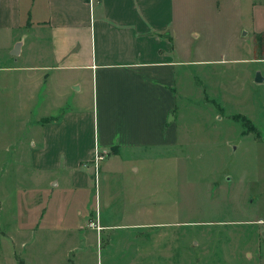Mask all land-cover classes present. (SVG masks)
Returning a JSON list of instances; mask_svg holds the SVG:
<instances>
[{"label": "rangeland", "instance_id": "obj_1", "mask_svg": "<svg viewBox=\"0 0 264 264\" xmlns=\"http://www.w3.org/2000/svg\"><path fill=\"white\" fill-rule=\"evenodd\" d=\"M174 4L175 32L180 43L189 44L188 61L211 60L190 66L188 73L210 97L189 92L176 121L192 143L105 158L89 167L91 191L84 199L65 196L63 204L95 210L94 178L156 176L142 201L150 210L112 211L102 202L100 213L57 216L55 203L47 204L61 194L39 195L27 160L2 153L0 264H264V236L254 238L260 225L245 223L264 217V0ZM5 45L0 39V64L15 65ZM17 118L0 120V126L7 123L0 132L9 133L1 145L19 137ZM41 206L46 208L39 218ZM148 222L161 225L129 227Z\"/></svg>", "mask_w": 264, "mask_h": 264}, {"label": "crops", "instance_id": "obj_2", "mask_svg": "<svg viewBox=\"0 0 264 264\" xmlns=\"http://www.w3.org/2000/svg\"><path fill=\"white\" fill-rule=\"evenodd\" d=\"M175 15L174 0H0V39L6 41L1 47L15 62L0 64V120L22 121L13 144L0 142V154L27 160L39 195L61 194L47 204L55 203L57 216L100 213L102 202L112 211L150 210L142 201L156 176L94 178L95 210L79 203L68 210L63 204L65 196L82 201L91 191L88 169L95 153L103 162L121 152L130 157L192 143L180 135L176 121L189 92L210 97L203 82L191 81L188 73L190 66L205 67L211 60L188 61L189 44L177 37ZM16 45L18 53L11 55ZM8 135L0 132V138ZM3 205L0 201V211ZM41 207L39 218L46 208ZM245 223L260 225L255 239L264 236V217Z\"/></svg>", "mask_w": 264, "mask_h": 264}, {"label": "built area", "instance_id": "obj_3", "mask_svg": "<svg viewBox=\"0 0 264 264\" xmlns=\"http://www.w3.org/2000/svg\"><path fill=\"white\" fill-rule=\"evenodd\" d=\"M88 2H95V3H98V0H87ZM93 166H94V169L98 166V164L103 160V155L100 154V153H95L94 154V157H93Z\"/></svg>", "mask_w": 264, "mask_h": 264}, {"label": "water", "instance_id": "obj_4", "mask_svg": "<svg viewBox=\"0 0 264 264\" xmlns=\"http://www.w3.org/2000/svg\"><path fill=\"white\" fill-rule=\"evenodd\" d=\"M17 51H18V46L16 45V46L13 47L12 51L10 52V54H11V55H16V54L18 53ZM257 76H258V74H257L255 77H257ZM261 80H262V79H258V78H257V79H256V82H260Z\"/></svg>", "mask_w": 264, "mask_h": 264}]
</instances>
